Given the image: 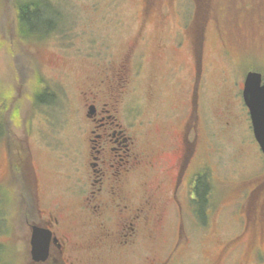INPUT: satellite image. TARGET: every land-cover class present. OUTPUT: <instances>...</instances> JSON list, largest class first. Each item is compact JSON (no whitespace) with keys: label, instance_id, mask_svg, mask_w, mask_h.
I'll use <instances>...</instances> for the list:
<instances>
[{"label":"rangeland","instance_id":"rangeland-1","mask_svg":"<svg viewBox=\"0 0 264 264\" xmlns=\"http://www.w3.org/2000/svg\"><path fill=\"white\" fill-rule=\"evenodd\" d=\"M29 1L0 0V264H18L12 236L15 230L25 229L20 214L25 203L33 200L28 173L16 169L20 152L30 148L40 191H48L45 201L60 202L65 176L72 171L69 156L74 157L76 142L86 134L76 112L85 83L97 76L98 64L107 67L119 62L134 43L132 65L140 69L136 94L145 104L149 121L146 137L160 155L161 169L180 156L189 110L186 92L199 72L192 29L203 41V77L199 141L191 172H209L201 182L216 187L208 218L203 211L204 217L198 219L191 206H184L183 230L190 243L183 242L176 256L182 264H214L221 242L244 226L239 218L245 212L238 211L246 187L235 183L252 187L251 181L264 176V155L239 100L249 68L262 69L264 78V64L255 59L258 55L264 59V46L248 33L238 38L240 43L227 42V49L222 42L233 38L229 32L240 21L238 13L246 16L255 0H45L44 16L52 22L49 28H44V18L32 16L31 23L20 22L19 5ZM146 2L152 8L148 18L143 14ZM263 41L264 33L260 44ZM151 85L159 92L157 104L146 99ZM229 94L238 121L233 130L224 131L221 106ZM163 170L152 177L165 179ZM179 220L174 209H168L162 239L156 246L142 247L126 262L140 264L154 255L166 261ZM254 248L264 254V242L258 237L253 243L245 239L229 249L220 264H258Z\"/></svg>","mask_w":264,"mask_h":264},{"label":"flooded vegetation","instance_id":"flooded-vegetation-1","mask_svg":"<svg viewBox=\"0 0 264 264\" xmlns=\"http://www.w3.org/2000/svg\"><path fill=\"white\" fill-rule=\"evenodd\" d=\"M151 10L146 2L143 11L145 17L150 16ZM246 14L238 13L240 21L231 27L229 34L239 43L238 31L242 24H248V35L264 46V41L260 44L264 33V0L250 3ZM190 27L187 26V30ZM192 31L193 56L199 72H195L191 90L186 92L189 110L184 133L181 134L180 156L172 164L167 162L169 168L161 169L160 155L152 150L151 142L146 137L145 128L149 124L145 119L146 107L140 95L136 94L140 69L138 64L136 68L132 65L136 43L128 47L119 62L109 63L107 67L98 64L97 69H94V73L98 70V74L85 83L79 109H76L81 114L83 125L85 123L86 134L80 139L81 142H76L74 157L69 156L72 171L65 176L67 181L59 195L60 202L45 201L48 191L41 193L37 173L35 169L33 171L34 182L30 183L33 200L32 203H25L27 206L20 214L21 220L24 217L21 222L26 227L22 231L15 230L12 236L11 248L20 256L18 264H128L126 260L136 257L139 249L153 246L162 239L161 228L171 207L180 220L167 260L158 261L154 255L140 264H182L177 261L176 255L183 242H187V245L190 243L183 230L184 206H191L200 219L196 211L197 187L203 178L210 175L209 172L200 171L196 175L191 172L199 141L198 119L203 77V41L200 38L198 40L194 29L190 30L191 34ZM201 34L203 40L204 29ZM222 42L227 49L226 43L231 40L222 39ZM240 86L242 109L255 143L264 155L254 133L250 111L244 103V82ZM43 88L45 94L47 87ZM158 93L156 86L151 85L146 99L157 104ZM231 100V95H227L221 106L224 131L233 130L238 121L236 106ZM32 164L34 168L33 161ZM162 170L165 179L163 175L161 180L152 177ZM247 184L235 183L246 187L241 192L238 211L245 212L239 218L244 226L234 236L221 242L222 247L214 264H220L222 256L245 239L253 243L258 237L264 242V176L251 181L249 184L252 187H247ZM233 188L236 190L240 187ZM213 190L212 187L206 195L208 204L204 208L205 218L211 212ZM207 224L205 222L204 226L207 227ZM34 236L38 246L36 254L33 253ZM45 247L48 249V258L44 261ZM253 251L258 264L263 263L262 249L254 248Z\"/></svg>","mask_w":264,"mask_h":264},{"label":"trees","instance_id":"trees-1","mask_svg":"<svg viewBox=\"0 0 264 264\" xmlns=\"http://www.w3.org/2000/svg\"><path fill=\"white\" fill-rule=\"evenodd\" d=\"M45 0H43L42 2L41 1H37V0H30L29 2L27 3H23L21 5H19V11H20V16H19V20L20 22H28V23H31L32 21V16H34V18L36 20H38L39 18L41 20H43L44 18V28H46L52 24L51 20L49 19H46L47 17L44 16V6H46V3L48 4V2L44 3ZM42 8V11L39 10ZM35 14L33 15L32 13ZM32 14V15H30ZM56 15V14H55ZM46 17V18H45ZM250 26H248V24L244 25L242 24L241 27H240V30L241 32L237 35V36H243L245 34H247L249 32L250 29H248ZM51 29V28H50ZM34 31H38V29H31L30 32H34ZM231 41H233V38L229 39ZM240 43V42H239ZM257 58H260L261 59V63L264 64V59H262L261 56H257L255 57V59ZM259 71V72H262L263 70L262 69H252V68H249L248 71ZM1 132V131H0ZM19 163V164H18ZM17 163V172H21V174H23L24 172H27L28 175H29V180L30 182H33V171H34V168H33V164H32V154L30 152V148L27 147L26 150L23 149L22 152H20V161H18ZM21 164V165H20ZM21 167V168H20ZM201 181V180H200ZM214 186H212L215 190V187L216 185L213 184ZM212 187H209L208 185L204 184V183H199L198 184V189H197V196H198V210H199V215L200 216H203V211H204V208L205 206H207V202L208 200L206 199V195L208 193V190H211Z\"/></svg>","mask_w":264,"mask_h":264},{"label":"water","instance_id":"water-1","mask_svg":"<svg viewBox=\"0 0 264 264\" xmlns=\"http://www.w3.org/2000/svg\"><path fill=\"white\" fill-rule=\"evenodd\" d=\"M243 97L250 111L256 139L264 153V83L259 72H249L245 79ZM37 234H35L36 236ZM34 236L33 253L38 252ZM48 258V249L44 248V261Z\"/></svg>","mask_w":264,"mask_h":264}]
</instances>
